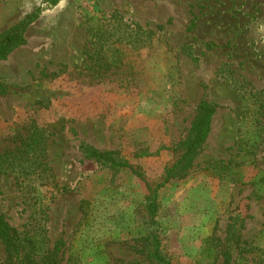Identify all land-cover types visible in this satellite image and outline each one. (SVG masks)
I'll return each instance as SVG.
<instances>
[{
    "label": "rangeland",
    "instance_id": "obj_1",
    "mask_svg": "<svg viewBox=\"0 0 264 264\" xmlns=\"http://www.w3.org/2000/svg\"><path fill=\"white\" fill-rule=\"evenodd\" d=\"M49 1L0 0V35L46 5L0 59V151L36 127L52 173L47 186L0 173V214L61 241V264H165L156 248L170 264H264V0ZM114 12L152 41L130 67L91 78L87 19ZM201 102L214 109L208 136L158 189L150 221L145 183L160 180ZM86 147L117 151L144 179Z\"/></svg>",
    "mask_w": 264,
    "mask_h": 264
},
{
    "label": "trees",
    "instance_id": "obj_2",
    "mask_svg": "<svg viewBox=\"0 0 264 264\" xmlns=\"http://www.w3.org/2000/svg\"><path fill=\"white\" fill-rule=\"evenodd\" d=\"M57 2L58 0H50L49 5H55ZM45 8L46 5L26 15L0 35V59L5 58L12 49L24 43V31L27 25L38 17L39 11ZM87 33L90 38V46L84 51L81 66L86 76L95 79H103L117 69L131 64L130 57L138 58L141 50L148 47L152 41L150 31L143 29L137 23L124 20L116 12L107 16L105 14L90 16L87 19ZM134 62H136L135 59ZM129 73L132 75V71ZM213 112L214 109L208 102L199 104L197 113L190 122L186 137L178 144L170 146L173 157L165 167L160 180L155 183H145L146 195L142 201V209L148 214L150 221L154 220L157 213L158 189L163 187L179 170L191 163L194 154L208 136ZM45 139L44 132L34 127L28 130L19 143L1 150L0 173L13 174L18 185L21 186L25 180H32L33 177L38 178V185H50L52 173L47 162ZM84 156L86 159L113 171L129 169L131 173L144 179L139 169L131 165L127 159L119 156L117 151H101L86 147ZM224 166L220 165L217 173L224 169ZM217 168V165H211L204 169L209 171ZM152 239L156 245V235ZM42 241L37 239L34 234H30V230L20 231L11 226L0 214V242L3 247L5 264H61L63 243L59 241L49 247ZM155 256L161 262L170 264L159 254L157 248ZM225 264H229V256L226 257Z\"/></svg>",
    "mask_w": 264,
    "mask_h": 264
}]
</instances>
